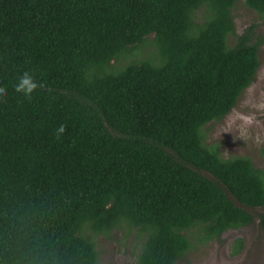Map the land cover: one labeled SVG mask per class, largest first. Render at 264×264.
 <instances>
[{
	"label": "trees",
	"instance_id": "trees-1",
	"mask_svg": "<svg viewBox=\"0 0 264 264\" xmlns=\"http://www.w3.org/2000/svg\"><path fill=\"white\" fill-rule=\"evenodd\" d=\"M239 1L0 0V264H98L119 234L135 264H175L264 228V167L207 142L260 66ZM25 72L46 85L31 100Z\"/></svg>",
	"mask_w": 264,
	"mask_h": 264
},
{
	"label": "rangeland",
	"instance_id": "rangeland-1",
	"mask_svg": "<svg viewBox=\"0 0 264 264\" xmlns=\"http://www.w3.org/2000/svg\"><path fill=\"white\" fill-rule=\"evenodd\" d=\"M232 13L238 34L256 24V31L264 35V16H259L242 0L233 7ZM229 39L233 41L232 36ZM207 127V142L220 144L223 157L245 155L251 157L256 166L264 167L260 153L264 147V44L260 48V66L254 81L228 114ZM256 214L251 224L229 229L221 238L193 247L175 264H264V228ZM237 238L243 240V248L233 254ZM132 241L123 239L120 234L112 239L101 236L98 264H135L137 249Z\"/></svg>",
	"mask_w": 264,
	"mask_h": 264
},
{
	"label": "clouds",
	"instance_id": "clouds-1",
	"mask_svg": "<svg viewBox=\"0 0 264 264\" xmlns=\"http://www.w3.org/2000/svg\"><path fill=\"white\" fill-rule=\"evenodd\" d=\"M46 85L38 83L34 80L33 76L29 72H25L19 79L18 83L15 86V91L24 95L25 99L31 100L33 92L37 88H43ZM51 91V89H49ZM7 89L0 86V101L6 102ZM65 125H60L55 132L56 138L59 139L62 134L65 132Z\"/></svg>",
	"mask_w": 264,
	"mask_h": 264
}]
</instances>
